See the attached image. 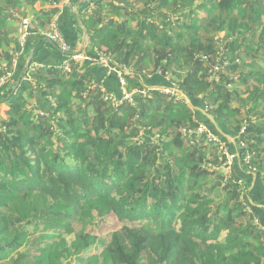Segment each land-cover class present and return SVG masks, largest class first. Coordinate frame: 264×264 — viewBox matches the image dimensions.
<instances>
[{
    "label": "trees",
    "instance_id": "obj_1",
    "mask_svg": "<svg viewBox=\"0 0 264 264\" xmlns=\"http://www.w3.org/2000/svg\"><path fill=\"white\" fill-rule=\"evenodd\" d=\"M37 1L49 7L34 11L27 33L46 41L66 0H0V79L22 70L12 65L15 33ZM121 1H89L80 14L93 49L121 71L116 91L82 70L88 60H69V71L30 63L15 90L0 85V264H264V218L242 199L245 179L220 170L224 138L193 109L199 100L237 139L264 184V0ZM220 32L238 61L215 85ZM171 83L184 98L160 90ZM107 217L118 225L104 240L90 230Z\"/></svg>",
    "mask_w": 264,
    "mask_h": 264
},
{
    "label": "crops",
    "instance_id": "obj_2",
    "mask_svg": "<svg viewBox=\"0 0 264 264\" xmlns=\"http://www.w3.org/2000/svg\"><path fill=\"white\" fill-rule=\"evenodd\" d=\"M81 1V0H80ZM92 2L96 0H91ZM113 3V0H111ZM121 0H114V2H120ZM122 2V1H121ZM104 11L109 13L107 10L109 9L107 1L105 3ZM88 4H84L80 7H73L70 8L69 4H66L65 1L59 4V12L55 15L52 22L54 21L58 28L61 29L71 42L73 50H78L82 47L84 43V33L85 26L80 21V14L83 13L82 10ZM42 7L48 8L49 5H43L41 1H37L32 8L27 11V18L30 19L33 17L35 10H40ZM34 9V10H33ZM107 9V10H106ZM79 15V22H77L74 14ZM51 22V23H52ZM83 27H82V26ZM44 30H39L37 33H41ZM86 31V30H85ZM62 32V33H63ZM87 32V31H86ZM88 35V33H87ZM15 36L18 38L21 37L23 43L21 45V51L16 54V67L17 70L18 64L22 65V68L28 66L30 63L31 65L41 66V65H62L65 61V54H63L59 49H57L54 45L49 43L48 41L41 40L38 38L36 33H25L20 35L18 31L15 33ZM89 37V36H88ZM232 49V47H231ZM89 53H98L102 54L103 52L93 49L92 44L90 43V38L85 47V53L83 55H87ZM94 55V54H93ZM112 61V60H111ZM84 61L81 62V64ZM82 70L85 71L87 74L93 77L94 81L100 85L103 90L112 92L116 91L118 88V80L119 83L123 84L124 79L119 78V76L114 73L113 70L107 69L103 66V64L99 61H92L89 63H84ZM16 75H13L15 79ZM118 77V78H117ZM13 79V80H14ZM15 82L7 84L8 87L12 86ZM123 88V87H122ZM123 93L126 92L125 89L122 91ZM34 104L38 105L41 109H44L46 104L43 102L42 98L38 94L34 99ZM193 109L195 110V114L197 112H201L206 116L207 119L203 120L200 119V112L199 116H197L198 120L203 124H209L211 131L217 133L216 136H222L224 138L223 143L228 145L230 148L228 149V153L234 154L233 158L229 161V168L234 172L236 175L235 178H244L245 182L244 185L246 188L243 190L242 199L246 204L248 210L252 211L256 217L264 218V184L261 182L257 174L251 171V169L242 163V158L240 156V150L238 148L237 139L224 133L219 125L214 121V119L205 113V109L202 103L197 100L196 105H193ZM197 115V114H196ZM207 128V127H206ZM220 128V131H219ZM222 140V138H220ZM227 146V148H228ZM245 164V163H244Z\"/></svg>",
    "mask_w": 264,
    "mask_h": 264
},
{
    "label": "built area",
    "instance_id": "obj_3",
    "mask_svg": "<svg viewBox=\"0 0 264 264\" xmlns=\"http://www.w3.org/2000/svg\"><path fill=\"white\" fill-rule=\"evenodd\" d=\"M67 1V0H66ZM65 1V2H66ZM93 9V5L88 4L83 10L82 12H90ZM27 24L28 22L26 20L23 21V25L21 26V35L27 33ZM44 38L46 39V41L50 40L52 43H54L55 47L59 50L62 51V53H66L65 55L67 56V59L63 62V68H65L66 71H69V60H74L78 63H81L82 61L88 60V61H99L103 64L104 67H106L107 69L110 70H115L118 72V74H121V71H119V69H117L115 67V65L111 64V59L109 56L105 55V54H98L96 53L94 56L91 55H70L67 54V52L73 51V47L68 44L66 42V40L64 39L60 29L58 28V26L56 25V23L52 22L48 28L47 31H45L43 33ZM214 40H216L218 46L216 48V52H215V57L212 60L213 62H209V56L207 55H197L196 57L200 56L205 62H209V69H208V81L212 82L213 84L217 85L220 82V75L221 74H226L229 78L233 77V73L230 70V66L231 64H233L234 62H237L238 59L236 57H230L228 54V49L226 47V42L223 40L222 38V34H219L217 36L214 37ZM20 44L22 45L23 41L20 37L19 39ZM12 65L15 66L16 65V60L13 59ZM38 66L33 65L31 66V70L36 69ZM124 72H126V70H124ZM8 82H13L12 79V73L7 72V74L5 76H3L0 79V85L1 84H6ZM232 84H227V87H231ZM160 90H163L162 92L168 94V95H172L174 96L176 99H181L184 98V94H182V92L179 90V87L177 84L171 83V85L169 86H165L163 88H161L159 86ZM146 90H152L155 88H146ZM141 92H143L144 94H146L147 91L142 90ZM126 93V92H125ZM129 94H126V97H128ZM105 99H109L111 100L112 104L117 105V101L115 100V97L112 94H106L105 95ZM186 99V98H185ZM186 101H188L186 99ZM247 124V121L244 120L243 125H242V131L244 130V126ZM197 134H206V138L210 141H214V142H219V139L212 135L211 133H209L207 131V128L203 125H199L198 129H197ZM220 143V142H219ZM221 144H224L225 147L227 148V145L223 142H221ZM225 150H223V154ZM225 155L227 156V158L229 159V155H227L225 153ZM232 157V155H231ZM230 157V158H231ZM249 155L245 153V156L243 158L244 162L248 165L249 162ZM228 162V161H226ZM249 167V165H248ZM227 168H229V163H225L223 169L225 170L226 174H230V170L227 171ZM250 168V167H249ZM252 170L254 171L255 169L252 168ZM257 220V219H256ZM261 227L264 229V224L261 225Z\"/></svg>",
    "mask_w": 264,
    "mask_h": 264
},
{
    "label": "rangeland",
    "instance_id": "obj_4",
    "mask_svg": "<svg viewBox=\"0 0 264 264\" xmlns=\"http://www.w3.org/2000/svg\"><path fill=\"white\" fill-rule=\"evenodd\" d=\"M201 16L203 15V14H200ZM27 22H28V20L29 19H25ZM23 24H21L20 26H19V28H18V33L21 35V31H20V29H21V26H22ZM220 34H223V32H220ZM20 38H18V40H19ZM179 73H183L182 71H180ZM149 78V77H148ZM169 79H172L171 78V76L170 75H168V77H166V79L165 80H169ZM173 80V79H172ZM143 81H144V79H143ZM156 88L157 86H149V85H146V88ZM160 87L161 88H163V87H165L164 85H160ZM0 116H1V118H7V116H8V106L6 105V104H4V103H1L0 104ZM200 117L203 119L204 117H205V115L204 114H200ZM254 119V118H253ZM199 125H203V124H199ZM198 125V126H199ZM204 126V125H203ZM198 129V128H197ZM222 130V129H221ZM219 131H220V128H219ZM147 136V135H146ZM217 143V142H216ZM219 144V149H218V151H221V152H223V150H225L224 152L227 154V155H229V159H228V162H226V163H229V161H230V159L231 158H233V156L235 155V153L232 155V154H230V153H228V148H226L225 147V145L224 144H221V143H218ZM224 153V154H225ZM223 154V153H222ZM231 155H232V157H231ZM226 156V155H225ZM231 157V158H230ZM220 170H222V172H225V170L221 167V169ZM230 170V168H227V171H229ZM257 170V169H256ZM228 175V174H227ZM255 222H257V220L255 219ZM118 225V221L114 218V217H107L106 219H104V220H102L100 223H99V225L98 226H95L93 229H91L90 230V232L91 233H95L96 235H99V236H101L104 240H106V238H107V236H108V234L110 233V231H111V229L112 228H114V227H116ZM106 254H104V252L103 253H101V258L102 259H104V258H106V256H105Z\"/></svg>",
    "mask_w": 264,
    "mask_h": 264
},
{
    "label": "water",
    "instance_id": "obj_5",
    "mask_svg": "<svg viewBox=\"0 0 264 264\" xmlns=\"http://www.w3.org/2000/svg\"><path fill=\"white\" fill-rule=\"evenodd\" d=\"M89 1H91V0H81V1H79L77 3H75V4H69V7L70 8L80 7V6L84 5L85 3L89 2ZM74 16H75L77 22H79V15H78V13L77 14H74ZM83 33H84V36L85 37H84V43H83L82 47L79 48L78 50H73V51L67 52V54H70V55H79V54H81L82 55V54L85 53V47L87 46V43L89 41V37H88L87 32L85 30L83 31ZM48 42L51 43L52 45H54V43H52L50 40H48ZM64 54H66V53H64ZM26 68H27V66L23 67L22 70H21V72L16 77L15 85L13 86V90H15V88H16L17 84L19 83V81H20L23 73L26 71Z\"/></svg>",
    "mask_w": 264,
    "mask_h": 264
},
{
    "label": "clouds",
    "instance_id": "obj_6",
    "mask_svg": "<svg viewBox=\"0 0 264 264\" xmlns=\"http://www.w3.org/2000/svg\"><path fill=\"white\" fill-rule=\"evenodd\" d=\"M12 83V82H11Z\"/></svg>",
    "mask_w": 264,
    "mask_h": 264
}]
</instances>
